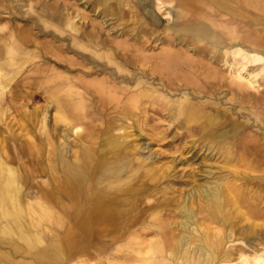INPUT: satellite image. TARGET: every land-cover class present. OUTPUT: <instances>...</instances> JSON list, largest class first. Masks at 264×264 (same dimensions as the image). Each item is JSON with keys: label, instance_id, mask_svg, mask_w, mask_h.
Wrapping results in <instances>:
<instances>
[{"label": "rangeland", "instance_id": "obj_1", "mask_svg": "<svg viewBox=\"0 0 264 264\" xmlns=\"http://www.w3.org/2000/svg\"><path fill=\"white\" fill-rule=\"evenodd\" d=\"M163 1L161 11L155 8L160 24L154 25L145 19L142 0H0V36L21 32L16 40L30 42L25 57L9 43L17 52L16 61L11 68L7 61L4 70H16L17 75L5 86L7 112L0 123V138L14 136L25 145L27 155L15 165L26 176L28 187L44 191L42 182L50 174L49 159L56 162L59 155L57 140L64 125L56 123L54 128L55 110L50 107L46 130L53 145L49 147L36 114L42 113L48 100L65 94L75 79L87 98L88 119L83 126L90 135L76 143L71 136L65 156L73 161L75 151L80 158L88 150L94 154L96 159L83 176L86 195L97 199L112 194L123 209L131 203L143 202V207L145 202L165 199L177 204L192 187L226 176L244 190L239 203L246 217L231 205L221 222L206 224L213 232L233 229L240 241L228 243L225 249L237 247V254L250 256L256 247H264V8L258 0H224V4L216 0ZM69 14L77 17L80 30L63 35L53 26L67 30ZM225 25L237 29L240 42L231 44L222 28ZM200 28L221 38V43L200 33ZM85 47L112 54L110 58L126 72L120 74L106 57L99 60ZM4 48L1 43L0 51ZM2 59L0 56V63ZM235 60L246 63L243 73L255 70L262 85L259 91L244 89L243 96L233 93L230 64ZM140 81L143 85L134 90ZM36 95L40 98L35 100ZM106 136L139 158L125 171L122 178L128 183L121 188L113 189L106 179L100 181L98 154ZM30 142L37 145V157L26 146ZM246 143L256 145L254 153L246 152ZM246 167H259L260 171L243 179L237 172ZM72 199L69 207L81 200L78 196ZM67 212L61 210L63 216ZM134 215L137 211L132 210L128 216ZM66 217L65 228L56 230L59 237L45 235V245L34 242L30 247L17 238L0 239V261L57 264L53 259H63L59 256L64 254L66 263L84 259L82 263L94 264L92 247L82 253L70 250L64 232L76 230L77 225L70 215ZM111 237L102 239L108 252ZM68 240L80 243L74 236ZM93 240L90 236L85 243Z\"/></svg>", "mask_w": 264, "mask_h": 264}, {"label": "bare ground", "instance_id": "obj_2", "mask_svg": "<svg viewBox=\"0 0 264 264\" xmlns=\"http://www.w3.org/2000/svg\"><path fill=\"white\" fill-rule=\"evenodd\" d=\"M162 1L158 0V3H155L154 0H142V5L145 7V19L154 25L160 24L155 8L161 11L165 6L164 1ZM216 1L224 4V0ZM248 2L250 3V0ZM258 2H261L264 8V0H258ZM167 3L166 5H168ZM119 5L121 8V1ZM33 9L36 12V9ZM167 10H165L166 14L171 15V11L168 12ZM34 14L36 15V13ZM76 18L69 14L66 18L68 26L65 31L56 26L53 28L62 32L63 35L67 33L66 31L76 34L80 30L75 21ZM45 24L48 23L45 22ZM222 28L231 44L241 41L236 28H231L228 25ZM198 31L221 43V38L212 35L208 30L200 28ZM20 34L21 32H15L0 36V44L3 43L5 46L4 50L0 51V56L5 58L2 59L3 63H0V123L4 120L7 112L4 108V104L7 102L5 86L13 82L17 75L15 69V71L4 70L7 61V66L10 68L13 66L17 55L9 43L15 45L21 53V57L29 55L27 49L30 42L27 40L22 41V43L18 42L16 37ZM73 37L76 38V36ZM85 48L99 60L107 58L109 65L115 66L120 74L126 72L118 62H114L110 58L112 54H99L90 48ZM56 58L60 59L59 56ZM245 66L246 63L239 60L230 64L232 76L230 83L235 87L233 93L236 95L242 93L243 96L244 89L259 91L262 86L256 79L257 75L254 69L249 73H243ZM52 82L56 83V80L52 79ZM76 83L77 81L73 79L65 94L48 100L42 113L36 114L38 125H40V130L45 133L49 147L53 145L46 130L50 107L55 110L52 119L54 128L56 123L64 125L57 140L60 147L59 155L55 156L56 162L49 159L50 164L47 171L50 174L47 180L42 182L46 187L44 191L28 187L26 176L15 165L27 155L25 145H20L14 136L8 137V139L0 138V239L17 238L30 247L34 242L45 245V235L59 237L56 230L65 228L69 222L66 216L69 217L70 215L75 220L77 227L74 231H65L63 238L67 239L71 251L82 253L92 247L95 252L94 264H232L235 261H239L238 264H264V247L261 250L256 247L250 256L245 253L237 254V247L231 246L226 250L228 243L235 244L240 241L235 231L231 229L227 233H222L221 230L213 232L214 230L206 224L207 221H210L211 224L221 222L219 219L228 212L231 205L246 217L239 203L244 197V190L236 182H230L226 176L192 187L189 193L183 196V199L177 204H173L169 201L170 199H165L156 201V203L145 202L143 207V202L137 206H133L131 203L123 209L116 204L115 196L112 194L105 193L106 196L103 195L97 199H92L91 196L86 195L83 188V176L90 171L96 159L93 157L94 154L88 150L80 158L78 151H75L73 161H69L65 156L68 152L67 144L71 136H75L73 143H76L79 140L83 142V139L90 135L83 126L85 120L88 119L86 113L87 98L77 88ZM60 85L54 88L55 92L60 89ZM141 85L143 82L140 81L134 90H138ZM127 88L133 90L132 86H127ZM37 98L40 96L34 97L35 100ZM262 116L264 117V108ZM262 116H257V118L261 119ZM26 146L33 152L32 156H38L36 143L30 142ZM244 148L246 152L254 153L256 145L246 143ZM98 156L101 159L99 161L100 181L102 179L108 180L113 189L127 185L128 182L123 180L122 176L125 171L134 167L136 160H139L135 155L131 156L121 145L115 143L110 136L104 138ZM258 171H260L259 167H246L244 172H237V174L242 175L245 179V176L250 175L249 173ZM113 184L116 185L113 186ZM130 194H134V192L131 191ZM74 196L80 197L81 200L69 207L68 201L73 200ZM64 209L70 212H67L66 216L61 213V210ZM132 210L137 211V215L129 217L128 215ZM178 217L181 219L179 222L172 220ZM15 223L19 227H14ZM110 235L112 237L107 247L111 251L108 252L102 245V239H107ZM71 236L80 239V243H71L68 240ZM90 236L94 237L93 243H85V239L87 240ZM55 247H52L54 251ZM236 254L238 257L234 258ZM64 256V254L59 256L63 259H53L52 257L51 259L57 260V264H65L67 259H64ZM83 261L84 259L72 260L66 264H84Z\"/></svg>", "mask_w": 264, "mask_h": 264}]
</instances>
